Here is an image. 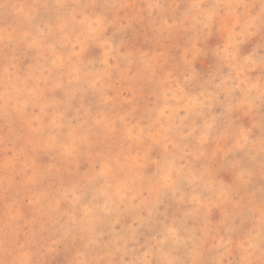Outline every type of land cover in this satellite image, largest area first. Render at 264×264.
Masks as SVG:
<instances>
[{
  "label": "rangeland",
  "instance_id": "374dc122",
  "mask_svg": "<svg viewBox=\"0 0 264 264\" xmlns=\"http://www.w3.org/2000/svg\"><path fill=\"white\" fill-rule=\"evenodd\" d=\"M0 264H264V0H0Z\"/></svg>",
  "mask_w": 264,
  "mask_h": 264
}]
</instances>
